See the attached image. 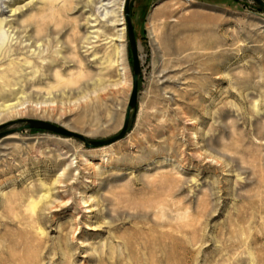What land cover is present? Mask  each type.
Segmentation results:
<instances>
[{
	"label": "rangeland",
	"instance_id": "374dc122",
	"mask_svg": "<svg viewBox=\"0 0 264 264\" xmlns=\"http://www.w3.org/2000/svg\"><path fill=\"white\" fill-rule=\"evenodd\" d=\"M120 3L0 0V264H264V9Z\"/></svg>",
	"mask_w": 264,
	"mask_h": 264
},
{
	"label": "water",
	"instance_id": "95a60500",
	"mask_svg": "<svg viewBox=\"0 0 264 264\" xmlns=\"http://www.w3.org/2000/svg\"><path fill=\"white\" fill-rule=\"evenodd\" d=\"M253 1L256 2L258 5H260L264 9V1H262V0H253ZM127 5H128V3L126 2L125 17H126V24H127V39H128V47L130 50L131 60H132V90H131V94H130L129 102H128V107H127V116H126V120L124 122L123 128H122V130L118 136H116L115 138H112L111 140L103 142V143H91L92 146H100V145H105V144L108 145V144H112V143L122 139L124 134L126 133V130H127L129 113H130V111L135 110V108H136L137 81H138L140 69H139V61H138L135 39H134L132 27L130 25L129 18H128ZM27 124H28L29 129L44 130V131H48V132H52V133H56V134H60V135H70V133H68V132H66L60 128H57L55 126H52L48 123H45V122L28 121ZM0 137H1V135H0ZM76 137L81 139L80 136H76ZM83 141L86 143L85 140H83Z\"/></svg>",
	"mask_w": 264,
	"mask_h": 264
},
{
	"label": "bare ground",
	"instance_id": "6f19581e",
	"mask_svg": "<svg viewBox=\"0 0 264 264\" xmlns=\"http://www.w3.org/2000/svg\"><path fill=\"white\" fill-rule=\"evenodd\" d=\"M122 4H123V0H121V3H120V7H119V11L121 12V7H122ZM118 23H119V25H121L122 26V18H121V13H120V15H119V19H118ZM14 31V30H13ZM121 38H123V28L121 29ZM120 38V39H121ZM115 56H116V59H119L120 58V55H119V51L118 50H116L115 51ZM122 71H123V77H125L126 78V75H127V72H126V69L125 68H122ZM3 72V71H2ZM12 72V71H11ZM6 76V75H5ZM14 105H16V104H14ZM23 105V103L22 104H18V105H16V106H22ZM10 108H13V106H10ZM26 109V108H25ZM20 113H22L21 111L20 112H17V113H15V114H20ZM4 118H0V121H2ZM254 243H256V241H252V242H250V244L249 245H251V244H253L254 245ZM250 249V248H249ZM179 263V262H178ZM263 263V259L261 258V259H258V261H257V263H255V264H262Z\"/></svg>",
	"mask_w": 264,
	"mask_h": 264
}]
</instances>
